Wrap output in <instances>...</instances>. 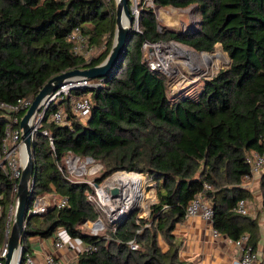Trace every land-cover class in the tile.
<instances>
[{
  "label": "trees",
  "instance_id": "16d2710c",
  "mask_svg": "<svg viewBox=\"0 0 264 264\" xmlns=\"http://www.w3.org/2000/svg\"><path fill=\"white\" fill-rule=\"evenodd\" d=\"M156 7L198 5L200 28L190 32L159 30L153 7H144L140 30L131 28L130 41L104 85L78 89L91 93L92 112L81 122L66 106L71 126L44 121L34 143V198L55 191L69 198V206L50 208L26 220L22 243L30 252V237L49 238L64 228L95 249L82 251L78 264H188L180 260L183 242L174 234L186 208L208 184L213 226L231 240L249 235L257 249L259 217L234 211L252 194L241 186L250 172L247 154L264 153V0H153ZM116 0H0V101L15 104L34 97L54 76L76 68L101 64L109 55L117 30ZM81 28L88 46L103 47L97 56L76 54L69 35ZM176 40L200 52L211 53L220 43L231 64L204 80L195 95L168 96V78L143 61L144 41ZM10 112L0 110V139ZM72 152L103 164L101 184L113 173L142 172L157 182V199L149 218L133 210L116 231L94 236L84 222L99 212L88 200L94 192L87 183L72 182L58 168ZM124 171V172H121ZM135 175V174H130ZM141 176V175H139ZM18 180L0 168L1 225L15 207ZM264 211V172L261 176ZM160 237L169 249L163 251ZM139 248L133 250L129 242Z\"/></svg>",
  "mask_w": 264,
  "mask_h": 264
},
{
  "label": "built area",
  "instance_id": "2783aa9c",
  "mask_svg": "<svg viewBox=\"0 0 264 264\" xmlns=\"http://www.w3.org/2000/svg\"><path fill=\"white\" fill-rule=\"evenodd\" d=\"M153 0H129V6L134 16L133 28L136 31L140 30V16L144 7H153ZM160 30V29H159ZM161 31V30H160ZM69 40L73 43V50L76 54H85L88 58L91 52L96 49V46H88L86 44V37L81 28L74 29L69 35ZM178 44L176 40H146L142 44L143 61L146 65L154 70L164 73L167 78L173 77L176 72L174 62L170 60L172 56L171 46ZM105 78L88 79L77 76L66 79L54 92L49 94L40 104L38 110L30 118V125L32 127L31 140L32 145L37 140V135L42 133L49 137L52 150L55 151L54 141L52 135L47 129H43L44 121H52L59 125L71 126L72 122L68 118L66 106L70 105L73 114L80 120H86L92 112V98L91 93L76 95L75 91L78 89H89L102 87ZM169 81V79H168ZM34 97H26L19 99L17 103H7L0 101V110L10 112V121L7 128L0 139V168L10 176L13 180H18L15 184L14 190L18 191V182L22 175V170L28 160V153L26 144L23 140V130L20 122L24 114L28 111ZM247 162L250 166V172L242 177L241 186L248 188L249 183L257 174L264 172V153L259 154L252 151L247 154ZM60 171L66 173L67 178L72 182L87 183L90 187L95 189V192L88 193V200L94 205L99 212V217L96 221H86L82 228L87 230L94 236L103 235L107 230L116 231L120 223L133 211L137 210V205L130 206L123 202L120 198L122 186L119 184H110L108 178L104 184L96 185L93 181H84L87 176L96 175L103 169V164L95 160L91 156L81 157L72 152H68L62 162L58 163ZM118 187L117 194L112 193V189ZM93 189V190H94ZM210 190L208 184L204 185L203 191L199 192L189 202L186 208L185 218L199 216L207 221L212 222L213 207L207 198L206 192ZM32 195V194H31ZM69 206V198L61 196L55 191L45 192L37 195L32 206L28 210V214L36 213L43 214L50 208H66ZM15 207L11 206L8 214L7 222L4 230H2L1 218L2 209L0 205V264H5L7 254L9 252V238L10 230L13 223ZM234 211L241 215H249L250 209L246 199H241L237 202ZM139 212V210H138ZM137 218H144L139 216ZM61 230L67 233L65 229L59 228L53 235L54 246L57 249L68 247L71 257L77 259L82 251H90L94 247L86 244L82 249L78 247L79 238L70 236L68 241H64ZM215 235L219 232L215 229ZM68 234V233H67ZM249 235L244 234L238 240H232L242 250L241 258L235 264H264V259L261 258L257 250L253 249L248 244ZM133 250L139 248L135 240L129 242ZM17 252H20L22 259H18L20 264H41L32 255L31 252L24 251L22 239ZM17 263V264H18ZM45 264H59L57 257L51 253L45 257Z\"/></svg>",
  "mask_w": 264,
  "mask_h": 264
},
{
  "label": "rangeland",
  "instance_id": "374dc122",
  "mask_svg": "<svg viewBox=\"0 0 264 264\" xmlns=\"http://www.w3.org/2000/svg\"><path fill=\"white\" fill-rule=\"evenodd\" d=\"M153 8L157 14L159 29L161 31L168 29L178 32H190L200 28L202 16L198 5H192L187 8H174L172 6H167L164 7V9L158 8L154 5ZM176 42H178L180 47L183 50H186V52L183 55L184 58L181 56L173 61L175 67L174 71L176 74L173 77L168 78V96L172 100L182 93H189L190 95L197 94L200 88L203 86L204 80L211 79L221 69L228 67L231 63L229 55L223 50V47L220 43L216 45L213 52L206 54L205 52L197 51L193 47L184 43L179 41ZM103 49V47H96V49L90 53L88 58L94 55L97 56L103 51ZM81 122H85V120H82ZM103 173L104 169L99 171L96 175L87 176L82 180L93 181V183L98 185L96 179L99 177L101 178ZM116 173H113L108 178H112ZM134 173L135 175H138L137 177L140 180H134L135 182L132 181L133 186H131V189H129L131 190V196L128 197V200H134V205H137L136 209L139 210V216H143L147 219L150 216V206L158 201V184L152 179L150 175L146 173ZM105 180L101 183V185L104 184ZM61 232L63 240L68 241L70 239V235L64 233L62 230ZM160 239L163 240L161 237ZM18 259H22L20 252H18Z\"/></svg>",
  "mask_w": 264,
  "mask_h": 264
},
{
  "label": "crops",
  "instance_id": "0c3cea01",
  "mask_svg": "<svg viewBox=\"0 0 264 264\" xmlns=\"http://www.w3.org/2000/svg\"><path fill=\"white\" fill-rule=\"evenodd\" d=\"M161 8L164 9V7ZM262 174L255 175L249 183L247 190L251 192L252 198L246 200L250 209L249 216L253 218L259 217L260 240L256 250L261 258L264 259ZM214 230L213 222L199 216L188 217L179 222L174 229V234L183 242L180 260L188 264H235L241 258L242 250L226 235L219 233L216 236ZM86 244L81 239L78 241L80 249ZM159 244L163 251L169 249L168 243L161 239ZM30 245V252L41 264H45V257L51 253L57 257L59 264H78L77 259L71 257L68 247L57 249L54 246L53 237L32 236L30 237Z\"/></svg>",
  "mask_w": 264,
  "mask_h": 264
},
{
  "label": "water",
  "instance_id": "95a60500",
  "mask_svg": "<svg viewBox=\"0 0 264 264\" xmlns=\"http://www.w3.org/2000/svg\"><path fill=\"white\" fill-rule=\"evenodd\" d=\"M116 3L117 30L115 34L114 44L108 57L97 66L88 68H76L62 72L52 77L35 96L32 105L21 119L20 126L23 130V140L26 144L28 160L25 166L23 167L22 175L18 182L17 200L13 215V223L10 230L9 252L7 254L5 264H13L22 236L24 234L26 220L30 216L36 214H28V202L33 192L35 182L34 146L32 145L31 140L32 127L30 125V118L38 110L42 101L49 94L54 92L66 79L77 76L85 77L88 79L106 78L114 70V68L122 58L130 41L131 28L134 22V16L132 15L129 6V0H116ZM124 16L128 18V25H124L122 22V18ZM118 192V187L112 189L113 194H117Z\"/></svg>",
  "mask_w": 264,
  "mask_h": 264
},
{
  "label": "bare ground",
  "instance_id": "6f19581e",
  "mask_svg": "<svg viewBox=\"0 0 264 264\" xmlns=\"http://www.w3.org/2000/svg\"><path fill=\"white\" fill-rule=\"evenodd\" d=\"M122 22L124 25H128L129 24V21H128V18L127 17H123L122 18ZM171 50H172V56L170 58L171 61H175L176 58L178 57H183V55L185 54L186 50H183L179 44H174L171 46ZM206 54H208L207 52H205ZM203 54V53H202ZM201 55V54H200ZM184 58V57H183ZM130 174H135V173H129V174H126V173H116L112 178L111 180L109 181L110 184H119L122 186L121 188V192H120V198L123 202H125L126 204L130 205V206H134V200L132 199H129L128 200V197L131 196V186L132 185V181H136V180H140L137 176L138 175H130ZM134 181V182H135ZM129 184H130V187H129ZM137 186V185H135ZM124 190V191H123ZM18 263V252L16 254V257H15V260L13 262V264H17Z\"/></svg>",
  "mask_w": 264,
  "mask_h": 264
}]
</instances>
